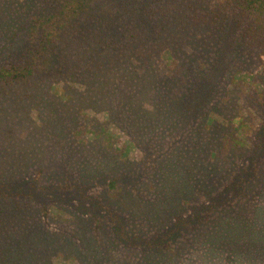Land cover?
<instances>
[{
  "label": "trees",
  "instance_id": "16d2710c",
  "mask_svg": "<svg viewBox=\"0 0 264 264\" xmlns=\"http://www.w3.org/2000/svg\"><path fill=\"white\" fill-rule=\"evenodd\" d=\"M8 2L7 31H0L2 116L13 111L8 107L15 108L13 113L18 114L19 110L25 111L22 104L35 102L34 89L37 82L42 83L41 70L57 62L58 67L61 65L67 70L55 67L50 70L52 73L74 76L86 86L85 91L104 90L103 107L111 114L121 109L124 112L125 108L130 114H145L143 102L135 104L137 99L127 104L126 97L145 99L153 109L159 107L156 96L164 92L174 100L173 105L177 100L184 101L182 110L181 105H175L183 111L180 119L160 123V126L167 123L163 130H173L176 126L173 122H181L188 109L200 118L203 112L211 111H206L205 97H200L199 92L193 94V89L187 96H180L186 71L194 73L193 69L201 71L209 67V73L212 68L218 72L227 66L237 68L242 60L264 56V0ZM233 55L237 57L234 61ZM206 56L213 60L212 64L204 62ZM35 57L41 58L37 65ZM243 73L245 78L249 74L247 69ZM258 95L263 103L264 92ZM221 98L217 106L220 109L226 94ZM160 103L170 105L166 98ZM44 112L43 119L50 123L48 111ZM241 116V113L229 114V126L213 125L210 117L201 118L204 135L214 127L219 132L217 138H209L213 145H207L209 151L200 162L198 170L202 180L200 183L197 180L196 187L190 182V174H167L173 164L170 153L167 154L164 165L156 172L155 178L158 176L159 180L156 189L162 185L174 189L166 190L159 204L152 205L150 201L145 206L135 204L134 213L140 221L150 223L144 227L136 225L140 230L136 234L127 228L131 227L132 213L122 208L128 205V191L117 200L119 207L112 205L109 194H103L105 198L95 194L86 202L85 183L80 181L85 168L80 163L71 160L62 167L58 161L54 163L55 168L53 164L46 167L37 152L27 162L21 145H10L11 149L0 146L10 150L9 155L0 158H11L10 162L0 160V242L9 241L6 246L0 244V249L18 248L23 239L37 233L36 227L41 221L44 223L49 207L64 194L69 201H77L76 208L87 214L84 222L92 221V230L109 222L114 239L135 253L141 251L137 257L139 264H264V123L256 129L258 140L248 147L245 137L238 134V128L243 126ZM14 122L6 119L8 132H12ZM83 127L80 124L74 132L80 134ZM139 130L148 140L151 132ZM174 139L169 133V140ZM214 160L236 168L230 173L228 165L215 169V164L210 165ZM74 166L79 170L80 180L65 181L64 176L75 172ZM142 166L135 170L138 177L144 175ZM111 185L122 190L114 180ZM133 190L139 197L151 196L146 186L133 187ZM22 217L30 220L32 228L13 235L17 230L14 223ZM11 226H14L13 232L8 229ZM41 233L42 242H46V233L44 230Z\"/></svg>",
  "mask_w": 264,
  "mask_h": 264
},
{
  "label": "rangeland",
  "instance_id": "374dc122",
  "mask_svg": "<svg viewBox=\"0 0 264 264\" xmlns=\"http://www.w3.org/2000/svg\"><path fill=\"white\" fill-rule=\"evenodd\" d=\"M8 1L0 0L1 32L7 31ZM2 45L3 42L0 43V47ZM35 58L37 65L41 58ZM235 58L237 57L233 55L231 60L234 61ZM242 61L243 66L237 68L227 66L218 72L212 68V72L209 73V67L201 71L193 69L194 73L186 71V80L180 87V96H187L193 89V94L199 92L200 97L203 99L205 97V101L208 102L206 111L210 109L211 111L209 114L203 112V117H210L213 125L219 123L229 126L228 115L241 113L243 126L238 128V134L241 138L245 137L248 147H251L254 146L255 140H258L256 129L264 123V102H260L263 98L258 95L264 92V56ZM204 62L212 64L213 60L206 56ZM56 64L55 66L52 64L49 69L41 70L39 76L42 83L37 82L38 86L34 89L37 97L35 102H31L30 105L22 104L21 108L25 107V111L19 110L18 114L13 113L15 108L8 107V110L13 111H8L4 116L0 115V146L9 148L13 144L21 145L27 162L37 152L42 156V163L46 167L53 164L52 167L55 168L54 163L58 161L62 162V167L71 160L80 163L85 168L84 175L80 176L82 180L79 179V170L75 166V172L63 178L65 181L79 179L85 183L86 202L95 194L100 193L102 198L109 194L108 198L112 205L119 207L117 200L128 191L129 195L126 197L128 205L122 208L132 213L131 227L127 228L131 234H136L140 231L136 225L144 227L150 223L149 220L140 221L139 215L134 213L135 204L145 206L149 201L152 205L159 204L166 190L172 192L174 189L166 185L156 189L158 180V176L155 178L156 172L162 164L164 165L167 154L170 153L173 164L171 171L166 173L190 174V182L196 187L197 180L199 179V183L202 180L198 170L200 162L209 151L207 145H213L209 138H217L219 128L214 127L213 131L209 130L204 135L201 119L203 117L194 116L188 109V113H184L187 114L186 117L181 122H173V125H176L172 127L173 130H163L167 123L160 126L162 121L167 119L175 121L181 118L180 113H183L181 103L184 102L177 100L173 105L171 103L173 99L165 92L156 96L155 102L159 107L156 106L154 109V106L145 99L139 100L138 96L124 99L127 104L137 99L135 104L143 102L144 109H141L145 114L142 116L130 114L126 108L124 112L121 109L111 114L103 107L104 90L85 91L86 86L74 76L70 77L57 71L52 73L50 70L57 68L58 63ZM58 68L62 71L67 70L61 65ZM245 69L249 73L246 78L243 76ZM223 94H226L227 99L220 109L217 106L221 103ZM197 96L200 99L198 94ZM165 98L170 105L160 103V100L163 99L164 102ZM121 102L123 103V100ZM176 104L181 105V110L175 108ZM138 105L137 108H140ZM44 110L48 111L50 123L43 119L46 117ZM6 119L15 121L12 123L14 125L12 132L5 128L8 124ZM80 124L84 126L82 132L76 134L74 129ZM139 128L151 132L148 140H145V134L140 132ZM50 129H54L52 132H56L57 136H53ZM169 133L174 135L175 139L172 142L169 140ZM3 148H0V156L9 155L10 150L5 151ZM0 160L10 162L11 158L2 157ZM211 164L216 165L215 169H223L228 165L216 160ZM139 165H143L141 168H144L142 177L136 176L135 170L139 169ZM226 168L230 173L236 166L228 165ZM20 169L25 170L22 166ZM135 177L140 179V182H136ZM112 180L116 181L122 190L112 188ZM148 181L150 184H147ZM140 186H146L151 196L146 199L143 196L139 197L133 187ZM60 195L62 199L55 200V204L49 207L47 216L43 217L44 223L42 219L40 220L41 223L36 227L37 233L26 240L23 239L24 242L18 248L10 249L8 246L7 250L0 249V264H139L137 257L141 256V251L135 253L131 248L123 246L120 240L114 239L109 222L106 226L92 230L94 226L92 221L84 222L88 217L81 209L76 208L79 207L77 201L74 199L69 201L64 194ZM140 216L142 220H146L143 215ZM24 219L22 217L14 223L16 231L13 232L14 226L8 228L13 235L32 228L30 220ZM42 228L47 235L46 242H42L41 239ZM2 243L6 246L9 241L6 239L0 242Z\"/></svg>",
  "mask_w": 264,
  "mask_h": 264
}]
</instances>
